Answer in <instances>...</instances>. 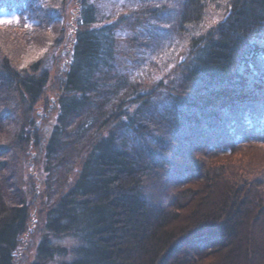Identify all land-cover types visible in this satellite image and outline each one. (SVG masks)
<instances>
[{
	"label": "trees",
	"instance_id": "trees-1",
	"mask_svg": "<svg viewBox=\"0 0 264 264\" xmlns=\"http://www.w3.org/2000/svg\"><path fill=\"white\" fill-rule=\"evenodd\" d=\"M3 8L0 264L33 226L29 264H264V0ZM24 150L39 203L11 181Z\"/></svg>",
	"mask_w": 264,
	"mask_h": 264
},
{
	"label": "rangeland",
	"instance_id": "rangeland-1",
	"mask_svg": "<svg viewBox=\"0 0 264 264\" xmlns=\"http://www.w3.org/2000/svg\"><path fill=\"white\" fill-rule=\"evenodd\" d=\"M72 8V7H71ZM68 15H67V20L69 22V24H67L68 27V31H67V35H70L72 33L71 29H72V20L73 18L71 17V15H73L74 11L73 8L70 10V12L68 11ZM17 14L15 13V11L9 10L7 8H3L2 10H0V22H8V21H12V20H17ZM35 49V48H34ZM53 50V47L50 48V52ZM34 50H32L33 53ZM60 51V50H59ZM59 51H57V55L59 53ZM56 53H53L56 55ZM50 57H53L52 55H50ZM48 62V60H47ZM56 89L55 88H51L49 87V90L47 91L46 95L44 96V98L38 103V105L36 106V113H35V117H36V123L41 122H45L46 120L50 119L51 117L54 116V105H55V100H56ZM21 123H25V119L21 118L20 122H18L16 125H14V130L16 131L20 126L19 124ZM20 130V129H18ZM13 152V151H12ZM31 156L27 157L25 154H30V152L25 150L22 152L21 156H20V163H19V168L17 170V172L11 170V172H14V174L12 175V182L15 183V189H19L20 192H22L21 194L23 195L22 197L24 199H26V201L29 202L34 200L35 203H39L38 199H33L30 198V195L28 193V191H30V187H28L29 184V180H31V178L33 179V183L35 182V186L33 188H31L33 191H35L36 196L39 197L41 193H37V189H40L37 183V178L41 175L40 173V168L39 164L40 163V159L37 155L36 150H32ZM223 153H227V152H223ZM12 153L10 152L7 156H3V154H0V157H3L5 159H9V156ZM31 157V158H30ZM36 163V164H35ZM28 165V166H27ZM38 187V188H36ZM41 190H43V188H41ZM35 229V226H33V230H30L29 232H27V234L24 236V240H23V245L21 247L20 253L17 255L16 257V262L17 264H29L31 262V260H33L34 257V248L36 247L35 243H33V238H34V234L33 231ZM55 242L63 247H67V248H71L73 246H75L77 244L76 240L72 239V238H59L56 239ZM201 247L203 249L205 248H210V245L207 246V244L201 245ZM62 261V259H57L54 263L52 264H60V262Z\"/></svg>",
	"mask_w": 264,
	"mask_h": 264
}]
</instances>
